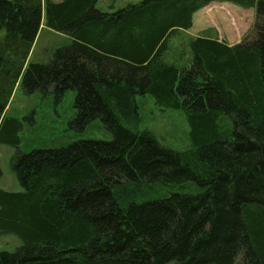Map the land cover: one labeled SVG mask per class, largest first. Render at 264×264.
<instances>
[{
	"label": "trees",
	"instance_id": "16d2710c",
	"mask_svg": "<svg viewBox=\"0 0 264 264\" xmlns=\"http://www.w3.org/2000/svg\"><path fill=\"white\" fill-rule=\"evenodd\" d=\"M215 1L255 8L252 33L193 37L179 65L171 40ZM98 2L0 0V140L19 143L22 122L6 115L18 83L75 90L73 123L100 118L113 135L17 149L22 189L0 188V234L21 244L0 264H264V0ZM42 25L70 42L30 62ZM147 94L185 112L188 149L138 130Z\"/></svg>",
	"mask_w": 264,
	"mask_h": 264
},
{
	"label": "rangeland",
	"instance_id": "374dc122",
	"mask_svg": "<svg viewBox=\"0 0 264 264\" xmlns=\"http://www.w3.org/2000/svg\"><path fill=\"white\" fill-rule=\"evenodd\" d=\"M58 1V0H53ZM141 0H99L101 8H122ZM193 27L181 31L171 40L170 54L179 65L189 63L193 54L189 48V40L199 35L217 37L229 45H234L249 36L256 22V9L246 8L233 3L212 2L197 11L193 17ZM70 42L67 35L42 25L30 62L45 63L53 52ZM6 108L9 118L22 122L18 132V146L7 140H0V188L10 191L21 190L22 187L12 167V158L19 148L22 152L36 149L56 148L81 139L113 138L104 122L98 118L85 127L74 124L77 109L75 107L76 91L68 90L62 98L57 99L53 92L44 94L36 91L27 94L21 85H16ZM138 130L151 131L160 143L177 151H184L191 145L190 126L186 114L181 109L159 106L152 95H138ZM129 118L123 123L135 129ZM21 241L12 234H0V250L15 251Z\"/></svg>",
	"mask_w": 264,
	"mask_h": 264
},
{
	"label": "crops",
	"instance_id": "0c3cea01",
	"mask_svg": "<svg viewBox=\"0 0 264 264\" xmlns=\"http://www.w3.org/2000/svg\"><path fill=\"white\" fill-rule=\"evenodd\" d=\"M195 15V14H194Z\"/></svg>",
	"mask_w": 264,
	"mask_h": 264
}]
</instances>
